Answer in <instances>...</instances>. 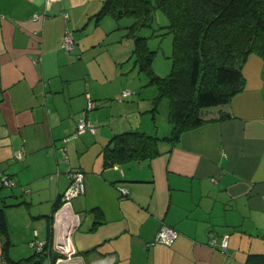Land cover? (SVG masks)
I'll return each mask as SVG.
<instances>
[{
    "label": "crops",
    "instance_id": "0c3cea01",
    "mask_svg": "<svg viewBox=\"0 0 264 264\" xmlns=\"http://www.w3.org/2000/svg\"><path fill=\"white\" fill-rule=\"evenodd\" d=\"M104 1L0 0V176L15 182L0 184L13 247L8 257L27 258L35 238L50 239L68 173L80 171L85 193L72 208L80 218L73 245L81 264H260L264 60L250 55L241 70L243 90L228 104L203 110L205 122L176 145L161 144L151 160L109 165L103 149L113 136L157 126L152 117V126L140 122L143 113L151 115L155 96L119 79L122 55L114 45L125 31L110 39L118 28L111 17H98ZM34 14L44 17L34 20ZM67 29L74 42L69 51L62 47ZM124 91L129 95L122 97ZM89 100L93 107L85 111ZM80 118L95 133L64 142ZM163 224L178 232L176 240L147 246ZM223 235L225 252L209 244Z\"/></svg>",
    "mask_w": 264,
    "mask_h": 264
},
{
    "label": "trees",
    "instance_id": "16d2710c",
    "mask_svg": "<svg viewBox=\"0 0 264 264\" xmlns=\"http://www.w3.org/2000/svg\"><path fill=\"white\" fill-rule=\"evenodd\" d=\"M167 19L164 35L172 37L171 64L167 75L154 73L155 51L137 32L151 26L154 13ZM109 16L133 41L134 66L157 89L149 111L153 122L160 102L168 101L170 134L164 137L140 130L113 136L104 147L107 164L151 160L161 154V144L174 146L180 136L201 126L205 109L224 106L244 88L242 67L250 55L264 60V0H105L98 17ZM131 22L121 26L123 20ZM160 36V35H159ZM112 146V147H111ZM58 204L55 207H58ZM3 264H53L56 256L45 250L11 260L10 242L0 209ZM264 264V255L259 256Z\"/></svg>",
    "mask_w": 264,
    "mask_h": 264
},
{
    "label": "built area",
    "instance_id": "2783aa9c",
    "mask_svg": "<svg viewBox=\"0 0 264 264\" xmlns=\"http://www.w3.org/2000/svg\"><path fill=\"white\" fill-rule=\"evenodd\" d=\"M61 15L66 22L68 20V14L62 12ZM42 17L37 14L33 15L34 20H39ZM62 47L67 51L74 47L72 32L68 29L65 30ZM127 95H129L127 91L122 93V97H126ZM92 107V102L89 100L85 111H90ZM86 131L94 134L96 129L87 120L80 118L77 121L76 130L73 135L64 138L63 141L67 142L69 139L83 134ZM14 158L20 159L21 151H16L14 153ZM68 179V185L61 194L59 205L52 216L50 239L45 241L35 238L31 244L35 253H42L45 252V250H50V253L56 256L53 264H81L82 262V258L77 255L73 245V235L80 225V218L79 215L73 211L72 200L85 193V175L80 171H70L68 173ZM0 184L3 188H13L15 186V182L7 175L0 176ZM118 192L123 198L128 194L127 190L124 188H118ZM177 237L178 232L175 229L163 224L157 231L153 241L148 243L147 246L164 245L170 247ZM209 244L212 248H217L221 252H225L228 246V236L223 235L219 242L213 237ZM0 264H3V262H0Z\"/></svg>",
    "mask_w": 264,
    "mask_h": 264
},
{
    "label": "rangeland",
    "instance_id": "374dc122",
    "mask_svg": "<svg viewBox=\"0 0 264 264\" xmlns=\"http://www.w3.org/2000/svg\"><path fill=\"white\" fill-rule=\"evenodd\" d=\"M131 20L125 19L120 23L121 26H126ZM167 24V19L160 11L154 13V19L151 26L140 29L137 35L140 37L147 38V45L149 49L155 51V56L153 60V70L158 76H165L168 74L171 64V52H172V37L171 35H163L165 32L164 26ZM124 34V30L117 29V31L111 33V40L121 37ZM160 35V36H159ZM122 38V37H121ZM115 48L118 49L120 56L122 55V62L119 64V76L122 84L125 86H131V89L136 91L143 90V94L148 95L149 92L156 96L157 89L148 84L147 76L139 72L134 66V59L131 55L133 49V41L130 39L123 38L121 42L115 43ZM136 94L131 96L133 99H128V101L134 100ZM147 105V102H146ZM141 125L152 126L151 115L148 113H143L140 119ZM156 129L152 132H146L150 135H155L158 137L168 136L170 134V125L168 123V101L163 99L158 107V112L155 119ZM141 131V130H140ZM5 189H2L4 191ZM13 247H9L10 255H12ZM18 255V254H17Z\"/></svg>",
    "mask_w": 264,
    "mask_h": 264
},
{
    "label": "water",
    "instance_id": "95a60500",
    "mask_svg": "<svg viewBox=\"0 0 264 264\" xmlns=\"http://www.w3.org/2000/svg\"><path fill=\"white\" fill-rule=\"evenodd\" d=\"M112 147V146H111Z\"/></svg>",
    "mask_w": 264,
    "mask_h": 264
}]
</instances>
